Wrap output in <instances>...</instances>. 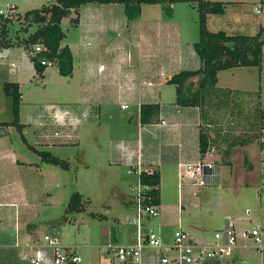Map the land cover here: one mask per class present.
I'll return each instance as SVG.
<instances>
[{"label":"rangeland","instance_id":"1","mask_svg":"<svg viewBox=\"0 0 264 264\" xmlns=\"http://www.w3.org/2000/svg\"><path fill=\"white\" fill-rule=\"evenodd\" d=\"M54 1L0 0V15L7 17L9 14L12 18L8 24L9 31L14 32L18 28V21L13 12L23 15L29 9ZM219 1L226 3V9L220 15H210L207 28L211 31L254 34L258 23L261 21L264 23V0ZM13 7L16 8L10 11L9 9ZM255 8H260L262 13H256ZM73 16L74 14H71L70 17L62 18L60 25L65 34L61 44H69L73 52L74 79L62 76L54 64L47 65L42 74L36 73L33 62L17 45L0 50V106H4L9 112V120L11 98L3 90L5 82L18 80L20 103L22 102L29 112L36 106L43 117L50 112L64 110L68 103H78L75 86L78 76L76 67L79 57V35L78 30L70 22ZM114 24H118L119 30L106 29L98 33L96 52L90 53L92 63L96 64L99 61L106 65L107 69L114 63L112 57L117 55L116 57L123 58L121 67L124 70L126 67L132 70L137 58L134 54L131 56L129 44L130 34L132 39L133 28L136 25L134 33L142 31L147 36L151 34L149 25L155 26V30H162L161 27L165 24L168 28L175 26V30L178 29L180 33L181 42L192 43V47L198 39L197 12L195 5L189 3H178L176 11L170 14L165 13L160 4H142L141 13L137 18L128 21L122 10L120 22L115 21ZM117 47L119 52H113ZM186 69L192 70L190 66ZM217 86L256 91L259 95V105L264 109V45L260 68L248 66L224 70L220 73ZM162 90L173 96L172 85H165ZM161 103H164V100ZM243 103L245 105L243 109L251 114L254 110V101L243 100ZM123 104L126 105L121 107ZM100 108L101 112L98 114V106L95 105L94 112L98 117L93 122L82 124L78 134H75L77 130L74 129L73 133L66 134L60 130H53L48 132L44 143L40 142L38 138L40 134L34 126L26 128L24 135L16 129L10 130V141L18 163L7 164L5 158L0 159V252L11 250L15 240L19 239L17 235L20 229L26 226V230L29 231L27 228L29 224L31 227L34 226L39 234L57 235L64 245H80L78 250L81 254H86L87 249L82 245L97 242L95 240L100 239L104 227L111 226L115 217L127 223L125 216L120 212L118 195L130 193L134 207L136 191L133 189L135 184L133 179L136 175L128 173L130 167L126 164L114 162L116 160L114 150L119 147L117 144L122 147V143L131 132L136 139L137 128L133 121L136 107L129 102L114 101ZM200 123L209 135L214 137L218 130L220 134L230 133L233 125L237 129L234 128L232 132L239 133L241 130L238 126L243 124L244 120L234 110L221 118H216V122L209 127L203 121ZM54 131H57V134ZM29 145L38 150H48L53 155L68 160V167L64 169L42 163ZM217 146L205 156L207 160L218 164L216 182L199 187L193 185L192 178L189 179L184 174L185 183L179 190L176 166L163 167L162 201L164 205H171L167 213V222L160 227V219L157 216L143 220L157 233H162L168 241L172 242L179 218L182 228L191 238L201 240H210L216 229H224L226 222L231 224L235 220L236 233H241L263 221L261 204L256 195L258 178L253 171L257 159V146L252 143L246 147H234L228 165L222 164L221 143L218 142ZM245 160L251 164V169L247 168ZM131 181L133 184L130 191ZM73 192H79L83 199L89 200L86 210L82 213H69L67 221L58 222ZM179 205L182 209L180 213ZM91 213L96 215L93 216ZM101 215L103 217H99ZM134 227L133 225L132 228ZM167 254L173 256L175 252Z\"/></svg>","mask_w":264,"mask_h":264},{"label":"crops","instance_id":"2","mask_svg":"<svg viewBox=\"0 0 264 264\" xmlns=\"http://www.w3.org/2000/svg\"><path fill=\"white\" fill-rule=\"evenodd\" d=\"M177 4L172 6L173 13L177 9ZM120 5L122 4L86 3L78 9V21L73 25L78 30L79 35V61L77 60L78 66L76 67L78 76L77 86H75L78 93V103H68L64 110L50 112L46 117H43V114L37 111L36 106L29 112L26 111L27 107L25 108L21 102L19 121L23 125V135L26 134V128L29 129L34 126L40 134V137H38L40 142L44 143L47 140L46 135L48 132L53 130H60L66 134L68 132L73 133L74 129L77 130L75 134H78V129L82 124L93 122L98 117L94 112L95 105L98 106V114L101 112L100 107L102 105L113 103L114 101L117 103L129 102L134 105L136 109L133 121H135L137 128L136 139L133 138L134 133L131 132L126 141L122 143V147L117 144V147H119L114 150V156L116 157L114 162L124 163L127 167L137 164L144 171H152L154 169L158 171L159 206L157 217H159L160 227H162L164 222H167V213L171 208V205H164L162 201L164 192L163 167L174 165L178 171V163H194L200 159L199 109L193 106L183 107L176 105L174 103L175 94L173 93V96H170L166 90L162 89L165 85L170 86L166 83V80L172 74L186 69L187 66H190V69H197L200 61L192 47V43H182L178 29L175 30V26L168 28L167 22L161 27L162 30H155V26L149 25L150 36L143 34L142 31L134 33L137 25L133 28L132 39L130 34L131 44H129V48L131 56L134 54L137 62L134 63L131 71L128 67L125 70L121 67L123 58L116 57L117 55L112 57L114 63L108 69L106 65L99 61L96 64L92 63L93 60L91 61L90 53L96 52L98 33L100 34L106 29L119 30L118 24L116 25L114 22H120V12L123 10V5L122 8H120ZM116 13H118L117 16ZM102 14L103 17H101ZM100 18L102 19L100 20ZM107 20L108 22H106ZM259 27H264L262 21L258 23L257 31ZM66 45L69 46L72 52L70 45ZM113 52H119V47ZM222 71L219 72L218 79ZM70 77L74 79L73 71ZM14 82H17L19 86L18 80ZM162 100H164V103H161ZM143 103L159 104V115L154 123L143 124L140 122L139 109ZM125 105L123 104L121 107ZM9 118V112L4 106H0V159L3 160L5 158L7 164L13 165L17 164L18 161L12 149L10 130L16 128L5 124L11 120ZM16 131L18 130L16 129ZM56 132L54 131V133ZM257 165L258 157L253 168L255 174ZM136 178L135 176L133 181ZM133 181L130 183V191ZM118 196L120 198V212L125 216L127 223L121 221L119 217H115L111 226L106 225L104 227L100 239L95 240L97 242L83 244L82 246L87 250L86 254H81L78 250L82 257L80 264H132L131 262L118 263L114 261L112 250L107 247L111 243L132 244L137 240L136 227L132 228L133 224L130 222L134 213L132 195L130 193H119ZM178 201L180 203V198ZM181 211L182 209L179 205V213ZM179 222H181L180 218ZM227 224L226 222L224 227ZM231 224L235 226V220ZM27 228L29 231L26 230V226L20 229L21 231L17 235L19 239L18 241L15 240L11 250L0 252V264H31L21 258L22 254L30 252L25 244L30 241L40 240L43 234H39L34 226L31 228L28 226ZM142 230L144 233L148 231L157 233L144 220ZM157 234L164 246L171 244L170 241L164 238L162 233ZM161 252L162 254H167L170 251L161 249ZM157 255V251L145 248L142 253L143 264H158ZM208 264H264V248L258 251L254 248L251 240L243 236V232L237 233L236 247L232 255L221 260L210 261Z\"/></svg>","mask_w":264,"mask_h":264},{"label":"trees","instance_id":"3","mask_svg":"<svg viewBox=\"0 0 264 264\" xmlns=\"http://www.w3.org/2000/svg\"><path fill=\"white\" fill-rule=\"evenodd\" d=\"M86 3H120L128 21L137 18L141 13L142 4H160L165 13L172 12V6L177 3L194 4L197 12L198 39L193 43V49L199 58L200 65L197 69H182L169 78L166 83L173 86L174 103L178 106H193L199 109V153L203 159L208 152L213 150L217 143H221L222 164H230L233 148L246 147L254 143L257 145L260 127L264 123V109L259 105V95L256 91L221 88L217 86L218 74L222 70L236 67L255 66L260 68L262 48L264 45V27H259L255 34H229L224 30L211 31L207 28L210 15H220L225 12L226 3L219 0H55L42 4L38 8L27 10L23 15L15 13L18 28L9 31V22L12 18L0 15V50L17 45L27 53L36 44L41 46V51L28 58L33 62L37 73L42 74L46 66L40 64L39 59H46L57 66L62 76H71L73 71V55L68 45L61 42L65 36L61 28V20L74 13L70 18L72 25L78 21V9ZM16 7L10 8L12 11ZM3 88L11 98L12 118L7 125L14 126L22 134L23 125L19 121V107L21 93L17 82H5ZM252 99L255 103L251 114L246 112L243 100ZM236 111L244 123L238 126L241 131L231 126V132L220 134L218 130L211 137L200 121L207 127L216 122L224 114ZM159 115L158 103H143L140 105L139 118L143 124L154 123ZM25 141L24 136L21 135ZM40 160L66 169L68 160L53 155L48 150H38L29 145ZM219 147V145L217 146ZM247 168L251 164L245 160ZM215 163V162H214ZM217 166L218 164L215 163ZM140 180L152 188L144 203L159 206V173L156 169L151 172L141 171ZM88 199H83L79 192H73L58 222L68 220L69 213H82L86 209ZM93 216L95 213H91ZM30 226V225H28Z\"/></svg>","mask_w":264,"mask_h":264},{"label":"built area","instance_id":"4","mask_svg":"<svg viewBox=\"0 0 264 264\" xmlns=\"http://www.w3.org/2000/svg\"><path fill=\"white\" fill-rule=\"evenodd\" d=\"M260 13V8H255ZM9 14H7L8 17ZM41 46L36 44L29 53L25 51L26 57L34 56L41 51ZM40 64H52L46 59H39ZM57 134V133H56ZM257 197L261 204V213L264 218V123L259 130L257 143ZM141 168L139 165H131L128 173H134L136 180L133 189L136 191L134 213L130 222L136 227L137 240L132 244H108L112 250L113 260L118 263L131 262L132 264H143V250L151 248L157 251L158 264H208L210 261H217L228 258L236 247L237 233L232 224H227L224 229L216 230L210 240L193 239L187 231L182 228L181 222L174 231L172 242L164 246L159 235L154 231L143 232V218H150L158 215V207L144 203L148 198V192L152 188L140 180ZM148 172H151L148 170ZM192 178V184L202 187L216 182L218 177L217 165L205 157L194 163H178V187L183 186L185 181L183 175ZM243 236L252 241L254 248L261 251L264 248V219L250 229L243 232ZM30 250L21 255V258L31 264H80L82 257L78 253L80 246L64 245L55 234H43L40 240L30 241L25 244ZM161 249L174 251L173 256L162 254Z\"/></svg>","mask_w":264,"mask_h":264},{"label":"flooded vegetation","instance_id":"5","mask_svg":"<svg viewBox=\"0 0 264 264\" xmlns=\"http://www.w3.org/2000/svg\"><path fill=\"white\" fill-rule=\"evenodd\" d=\"M256 176H257V173H256ZM258 178V177H257ZM258 188V187H257ZM256 192H257V190H256ZM257 195V194H256Z\"/></svg>","mask_w":264,"mask_h":264},{"label":"water","instance_id":"6","mask_svg":"<svg viewBox=\"0 0 264 264\" xmlns=\"http://www.w3.org/2000/svg\"><path fill=\"white\" fill-rule=\"evenodd\" d=\"M256 194H257V192H256Z\"/></svg>","mask_w":264,"mask_h":264}]
</instances>
